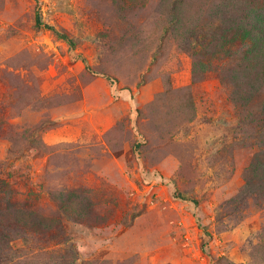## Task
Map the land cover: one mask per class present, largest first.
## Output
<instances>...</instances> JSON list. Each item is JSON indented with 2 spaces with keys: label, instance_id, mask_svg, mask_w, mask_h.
<instances>
[{
  "label": "rangeland",
  "instance_id": "obj_1",
  "mask_svg": "<svg viewBox=\"0 0 264 264\" xmlns=\"http://www.w3.org/2000/svg\"><path fill=\"white\" fill-rule=\"evenodd\" d=\"M263 5L0 0V264H264Z\"/></svg>",
  "mask_w": 264,
  "mask_h": 264
},
{
  "label": "trees",
  "instance_id": "obj_2",
  "mask_svg": "<svg viewBox=\"0 0 264 264\" xmlns=\"http://www.w3.org/2000/svg\"><path fill=\"white\" fill-rule=\"evenodd\" d=\"M257 13L258 14V20L259 22L257 23L258 24V28L255 29V35L261 39L262 41H264V5L260 8H258L257 10ZM35 24L37 26H46L47 28L49 29H52L54 31V33L59 36L60 38H63L65 39L67 42H69V44H72V41L67 37L66 34L64 33H60L59 31L55 30L52 26L50 25H47V24H44L41 20V17L39 15V13L37 12L36 15H35ZM264 46V44H262ZM264 50V49H263ZM40 130L41 127H38V128H35L34 130ZM0 186L2 187H6L7 186V183H5V181H3L2 179H0ZM19 211V210H18ZM20 215H23V213H21ZM81 215H79L78 217H80Z\"/></svg>",
  "mask_w": 264,
  "mask_h": 264
}]
</instances>
